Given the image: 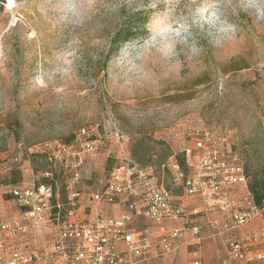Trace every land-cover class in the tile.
I'll return each instance as SVG.
<instances>
[{"label":"rangeland","instance_id":"rangeland-1","mask_svg":"<svg viewBox=\"0 0 264 264\" xmlns=\"http://www.w3.org/2000/svg\"><path fill=\"white\" fill-rule=\"evenodd\" d=\"M7 2L0 0V222L17 208L10 191L43 183L44 173L58 178L63 195V163L79 153L86 196L129 159L152 170L178 204L191 203L170 162L189 177L183 150L203 134L226 140L222 152L247 181L264 175V0ZM85 143L94 150L84 153ZM134 219L133 229L153 231ZM185 252L151 264H186Z\"/></svg>","mask_w":264,"mask_h":264},{"label":"built area","instance_id":"built-area-1","mask_svg":"<svg viewBox=\"0 0 264 264\" xmlns=\"http://www.w3.org/2000/svg\"><path fill=\"white\" fill-rule=\"evenodd\" d=\"M225 141L203 134L184 149L189 177L175 161L170 162L175 180L183 181L185 193L196 204H178L171 190L156 182L152 170L129 159L109 173L100 191L86 196L78 188L80 153L63 163L70 172L63 195L58 178L49 172L44 173L43 183L13 188L11 197L22 222H1L0 264H151L183 249H192L186 264H206L202 247L207 240L223 242L225 255L217 264H252L248 252L258 238L247 232L230 240L225 235L263 218L264 206L259 208L252 200L242 165L222 152ZM92 150L93 143H85L83 152ZM61 152L52 153L49 160H58ZM122 202L128 209L114 213L112 207ZM137 216L148 221L153 231L133 229ZM174 220L182 222L180 230L166 228ZM17 237H30L42 245L25 240L5 250L6 241Z\"/></svg>","mask_w":264,"mask_h":264},{"label":"crops","instance_id":"crops-1","mask_svg":"<svg viewBox=\"0 0 264 264\" xmlns=\"http://www.w3.org/2000/svg\"><path fill=\"white\" fill-rule=\"evenodd\" d=\"M248 189V187H247ZM190 204H196L195 200L191 201ZM4 219L1 222H8V223H14V221L22 222L21 217L19 215L18 209H14L12 211L7 212L5 215H1ZM0 222V224H1ZM249 233L250 235L257 237L258 242L256 245H253L249 252H248V258L251 260L252 264H264V217L261 218L260 220L254 222L253 224L246 226L244 229L237 231V232H230V234L225 235V239H235L239 238L241 233ZM25 240L31 241V243L34 246H41L42 243L39 241L31 240L30 237H17L15 239H8L5 243V250H10L13 248L15 243L18 242H24ZM220 242V246L217 245L216 241L211 242V240H207L203 244V252H202V258L204 263L206 264H217V262L225 255V247L223 246V242L218 240ZM212 243L214 246L213 248L215 249V254L211 257H207L206 250L208 249L207 246ZM215 243V244H214ZM120 250L122 249L121 246L119 248ZM185 254L187 255L188 261L191 259L192 255L191 252L187 249H185ZM174 256V255H173ZM170 256L169 258H171ZM168 258V259H169Z\"/></svg>","mask_w":264,"mask_h":264},{"label":"trees","instance_id":"trees-1","mask_svg":"<svg viewBox=\"0 0 264 264\" xmlns=\"http://www.w3.org/2000/svg\"><path fill=\"white\" fill-rule=\"evenodd\" d=\"M146 23L147 22H142L141 25H145ZM246 185L255 205L259 208L264 206V175L260 176L258 179L248 180Z\"/></svg>","mask_w":264,"mask_h":264},{"label":"bare ground","instance_id":"bare-ground-1","mask_svg":"<svg viewBox=\"0 0 264 264\" xmlns=\"http://www.w3.org/2000/svg\"><path fill=\"white\" fill-rule=\"evenodd\" d=\"M12 2H13V0H8V6H7V8H9V7H11V4H12ZM12 8V7H11Z\"/></svg>","mask_w":264,"mask_h":264}]
</instances>
